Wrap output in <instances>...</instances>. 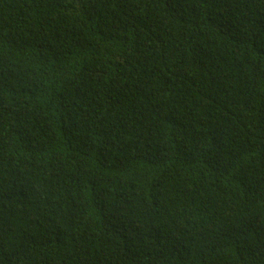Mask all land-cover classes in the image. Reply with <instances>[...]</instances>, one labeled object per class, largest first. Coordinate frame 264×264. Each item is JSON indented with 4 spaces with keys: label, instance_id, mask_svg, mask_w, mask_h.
<instances>
[{
    "label": "trees",
    "instance_id": "16d2710c",
    "mask_svg": "<svg viewBox=\"0 0 264 264\" xmlns=\"http://www.w3.org/2000/svg\"><path fill=\"white\" fill-rule=\"evenodd\" d=\"M0 264H264V0H0Z\"/></svg>",
    "mask_w": 264,
    "mask_h": 264
}]
</instances>
